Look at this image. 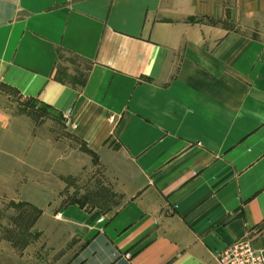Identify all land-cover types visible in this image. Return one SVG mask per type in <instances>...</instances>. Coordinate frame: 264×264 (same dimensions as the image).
<instances>
[{
    "label": "crops",
    "instance_id": "1",
    "mask_svg": "<svg viewBox=\"0 0 264 264\" xmlns=\"http://www.w3.org/2000/svg\"><path fill=\"white\" fill-rule=\"evenodd\" d=\"M0 83L80 141L43 124L58 187L23 197L25 117L0 107L9 182L65 264H216L245 235L264 251V0H0ZM90 169L112 213L71 199Z\"/></svg>",
    "mask_w": 264,
    "mask_h": 264
},
{
    "label": "rangeland",
    "instance_id": "2",
    "mask_svg": "<svg viewBox=\"0 0 264 264\" xmlns=\"http://www.w3.org/2000/svg\"><path fill=\"white\" fill-rule=\"evenodd\" d=\"M0 107L7 109L13 116L23 115L26 118L20 119L17 125L13 124L14 130L23 127L25 134V150H21L22 153L17 155L24 162L18 178L29 175L39 179L40 186L28 187L27 191H24L23 197L33 195L39 199V202L44 203L50 198L49 191L57 189L58 185L54 186L53 177H50V172L47 170L48 160L52 156L48 155L47 150L51 139L49 138L48 141L46 136L53 133V129L45 127L47 130L43 132L39 128L43 124L49 126L56 123V136L64 135V137L56 142L52 141L55 147H60L64 138L71 141L73 145L80 141L65 131L64 128L68 127V123L66 124L65 121L53 123L49 118L51 113L46 108L37 106L32 101L21 99L1 83ZM9 140V147H12ZM13 142L15 144V141ZM35 147L45 148V150H33ZM81 147L83 146L81 145ZM14 165L15 157L0 155L2 180L9 179L10 168ZM18 166L21 164L18 163ZM74 173L76 174L72 180L71 199H78L79 205L86 208H99L106 213H112L120 204L118 193L113 190L108 178L100 171L90 169ZM9 181L10 179L7 181L6 187L1 188L3 194L0 197V264H65L73 253L70 245L69 251H60L54 248L47 236L34 227L40 210L34 204L22 201L19 187ZM71 246L74 248L77 245Z\"/></svg>",
    "mask_w": 264,
    "mask_h": 264
},
{
    "label": "built area",
    "instance_id": "3",
    "mask_svg": "<svg viewBox=\"0 0 264 264\" xmlns=\"http://www.w3.org/2000/svg\"><path fill=\"white\" fill-rule=\"evenodd\" d=\"M216 264H264V251L256 249L245 235L227 245L215 255Z\"/></svg>",
    "mask_w": 264,
    "mask_h": 264
}]
</instances>
